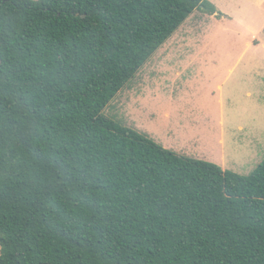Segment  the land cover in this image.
Returning a JSON list of instances; mask_svg holds the SVG:
<instances>
[{"label": "trees", "instance_id": "16d2710c", "mask_svg": "<svg viewBox=\"0 0 264 264\" xmlns=\"http://www.w3.org/2000/svg\"><path fill=\"white\" fill-rule=\"evenodd\" d=\"M211 0H0V264H264L249 174L104 114Z\"/></svg>", "mask_w": 264, "mask_h": 264}, {"label": "rangeland", "instance_id": "374dc122", "mask_svg": "<svg viewBox=\"0 0 264 264\" xmlns=\"http://www.w3.org/2000/svg\"><path fill=\"white\" fill-rule=\"evenodd\" d=\"M211 1L227 16L196 9L104 114L247 175L264 158V0Z\"/></svg>", "mask_w": 264, "mask_h": 264}, {"label": "crops", "instance_id": "0c3cea01", "mask_svg": "<svg viewBox=\"0 0 264 264\" xmlns=\"http://www.w3.org/2000/svg\"><path fill=\"white\" fill-rule=\"evenodd\" d=\"M214 1H215L218 5H220L221 0H214ZM225 15H226V14H225ZM226 16H227V15H226ZM178 30H179V29H178ZM178 30H177V31H178ZM177 31H176V32H177ZM166 44H167V43H166Z\"/></svg>", "mask_w": 264, "mask_h": 264}]
</instances>
